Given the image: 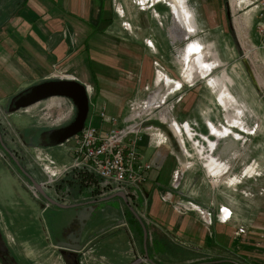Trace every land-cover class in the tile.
<instances>
[{
	"label": "crops",
	"instance_id": "1",
	"mask_svg": "<svg viewBox=\"0 0 264 264\" xmlns=\"http://www.w3.org/2000/svg\"><path fill=\"white\" fill-rule=\"evenodd\" d=\"M255 21L253 8L232 0H157L147 8H142L137 0H2L0 99L22 77L17 64L42 73L61 68L69 71L67 77L87 85L89 116L95 126L104 131L113 126L101 118L103 111L108 118H118V127L146 119L138 143L142 161L149 165L142 195L134 208L126 205L120 193L87 203L97 207V214L88 222L89 238L80 251V264H167L173 254L158 255L154 250L156 240L150 234L151 226L154 236L168 246L172 242L168 237L180 238L174 249L185 255L183 260L180 258L184 264L188 258L191 262L202 261L206 253L217 254L220 250L226 251L231 260L196 264H264V125L258 112V101L264 105V47ZM196 38L188 44L187 51L202 48L199 41L209 44L223 65L237 62L241 54L252 55L255 69L249 66L248 70L257 83L255 95L245 97L239 92L242 85L238 75L229 76L231 82L227 84L238 102L235 106H243L241 113L233 107L225 108L217 98L215 102L217 91L203 82L205 76L182 79L183 63L175 52L187 40ZM239 46H244L240 55ZM226 95L229 96L228 91ZM233 97L230 98L235 101ZM144 101L142 110L139 106ZM161 103L165 106L156 114L160 118L152 116L154 110L148 109ZM244 110L249 111L248 115ZM228 111L249 127L258 124L256 133L229 125ZM184 124L193 132L191 137L181 127ZM210 124L228 126L241 138H234L232 133L216 136L211 133ZM208 140L214 142L213 148ZM200 146L203 150L198 154L196 148ZM72 155L68 146L60 154L41 160L50 158L56 164L68 165ZM206 155L227 164L228 175L239 180L231 184L219 180L213 175L215 171L209 173ZM248 164H253L246 169L252 174L243 173ZM175 168L182 170V178L174 189L171 173ZM144 198L148 205L146 216L153 225L139 216L145 210ZM180 199L210 210L211 236L206 234L195 210L179 213L174 209L173 202ZM113 200L120 209L109 204ZM103 202L104 213L99 207ZM54 206L43 210V214ZM222 207L226 209L223 213L229 211L225 223L218 219ZM65 210L73 212L71 208ZM29 217L25 214L18 221L22 254L29 257L31 264H68L53 244L67 241L76 232L77 223L72 217H59L54 230L51 225L45 227L49 241H44L41 229L38 231ZM238 229L244 234L237 235ZM51 235L59 240L53 242ZM210 240L215 243L204 246Z\"/></svg>",
	"mask_w": 264,
	"mask_h": 264
},
{
	"label": "rangeland",
	"instance_id": "2",
	"mask_svg": "<svg viewBox=\"0 0 264 264\" xmlns=\"http://www.w3.org/2000/svg\"><path fill=\"white\" fill-rule=\"evenodd\" d=\"M1 4H2V0H0V5ZM196 40L197 38L187 40L186 45L182 47L181 50L178 49L175 52V54L177 53L176 57L178 58V60L180 59V61L183 63L182 79L191 80L197 75L205 76L202 79L203 82H205L210 86H213L217 91V95H214L213 97L215 102L219 100L224 105L225 108L233 107L235 108L236 113H241L243 106L236 107L238 106V102L232 96V93L229 91L227 84L231 82V78L229 76L238 75L239 81L242 85V88L240 89L239 92L242 93V95L245 97H250L255 95L254 94L256 90L255 86L257 83L254 81L253 77H250L249 75L250 70H248L250 68L249 66L255 69V64L253 62L252 55L245 53V55L243 56L241 54V57L237 59V62L223 65L220 63L219 59L215 55L216 52L214 48L213 47L211 48L209 44H204L201 41H199L202 48L196 51H187L188 44ZM243 47L239 46V51H238L239 55L242 49L244 51ZM216 61L219 62V65L215 63ZM17 72L22 74L21 79L18 78L15 86H12V91L8 93L6 96H3L4 98L0 99V137L3 142L2 143L0 140V221H1L0 231L6 234V236H8L7 240L13 242V237H14V239L18 244L19 243L18 233H22L21 224L18 221L19 220L21 221V217L24 216L25 214L28 215V217L29 215H31V219L29 217V220L33 221L34 226L37 225L38 231L41 229L40 232L42 234L41 236L42 239H44V241L48 236L47 234L48 232H46L47 230L45 227L50 225V223L52 225L55 224L58 221L59 217L62 216L65 217V214L64 215L60 214L62 210L58 206H54V208L50 209L48 212H45L43 214V208L41 206L43 201L36 198L31 193L26 183V182H31V180L27 177L26 172L23 171V168L37 182L41 180L42 181L46 180L43 167L47 162L48 158L44 161L41 160V158L53 157L54 153L60 154L62 148H66L68 146L70 147L74 145V139L73 138L69 139L64 144L55 145L52 146V148H43L40 145L34 148L35 147L33 146L34 144H31L32 146L29 144L31 143L30 136H32V134L37 133L38 131L42 130L45 127H52L60 124H66V122L73 120L76 109L70 98L62 97V96H51V98L38 101L36 102V104L30 107L24 108L17 112L9 113L7 103L10 100V98L13 95H15V93L17 94L23 88L36 84V82L42 80H46L50 78H65L68 76L67 74L69 73V71L67 70L64 71L61 68H57V69L54 68L50 72L42 73L34 70L33 68L30 69L28 68V66L23 64L20 65L17 64ZM187 76H190V79L187 78ZM177 84H179L178 81ZM245 84H246V89L244 88ZM257 88H259L258 85ZM226 90L228 91L229 96L226 95L227 92ZM230 97H233L235 101H233ZM196 99L194 103L196 102ZM206 99L209 101L211 100L210 96H206ZM200 100L203 103H205L204 98ZM258 102L260 104V109L258 112H260L259 114H261V117L259 116V118L260 121L262 120V123L264 125V105L260 103V101ZM164 106L165 104L163 103L155 106L153 109L154 111L152 113V116L156 115L159 112V110L163 109ZM248 112L249 111L244 110L245 115H248ZM228 114L232 115L233 117V118L232 117L229 118L228 117L229 115L227 116V122L229 125L236 126L240 130H242V132L244 131L250 134L256 133L258 129L257 128L258 124L255 127L254 126L249 127L243 122H241L238 118H235L233 116L232 111H228ZM156 116L160 118L159 115ZM161 116L163 119V114H161ZM89 120H90V116L88 115L87 121ZM163 128L167 129L168 125L167 126L163 125ZM171 129L176 134L175 130L173 128ZM184 130H186L188 136L190 137L192 136L193 132L189 130L187 124H184ZM210 130L211 133L216 136H225L228 135V133H232L234 138H241V135L239 133L234 132L228 126L225 125L219 128L216 127L214 124L213 125L210 124ZM185 137L186 136L184 134V138ZM179 141L181 143L180 131H179ZM208 142L209 144H211L210 147L213 148L214 142L210 140H208ZM202 150L203 148L201 146L199 148H196L198 154L201 153ZM12 156H14L17 161L14 160ZM206 159L207 162L205 163V165L207 166L209 173L215 171V174L213 173L212 174L217 176L219 180L221 181L225 180V182L231 184L239 180L237 176L228 175L229 174L228 166L220 159H216L215 156L213 157L211 155H206ZM252 167L253 164H248L244 166L243 173L252 174L250 173L251 171L247 172L246 170L247 168H252ZM83 192L84 195L88 194L87 190H84ZM109 204L119 209L121 207L116 200L109 201ZM99 207H102L103 209V207L106 206L103 202L100 204ZM104 211L105 210L103 209L102 213H104ZM129 215H130V210L128 209V216ZM6 221L7 222L9 221L10 223L7 225ZM212 227L213 225H211L208 228V230L204 228L206 234L209 236H211ZM154 231L155 229L152 228L151 226L150 234L152 236V239H154L155 237L156 242H155L154 250H156L158 255L159 252L171 253L173 254V256L170 260H166L167 264H184L182 260L184 258L183 256L185 255L183 254L180 255V253L174 249L175 247L174 244H178L180 238H176L175 240L177 241H175L173 237L172 238L168 237L169 239H172L171 245L168 246L166 241H162L159 238H156L158 236H154L153 234ZM46 241H49V239H47ZM213 243L215 242L213 241L211 242L210 240V243L205 242L204 246L209 247ZM56 244L57 243L55 241L53 244L54 245L53 248L55 247L54 250L57 248ZM49 245L51 246V243ZM22 248L23 247H20L19 250L20 252L19 257L21 258L20 264L33 263L31 262L29 257L22 254L21 251ZM187 256L190 257L192 255L189 254ZM180 258L182 260H180ZM203 258L204 259L202 261L205 263L217 261L220 259L231 260L229 254L223 250H220V252H218L217 254L210 252L206 253ZM160 261L164 262L162 258ZM187 261H188L187 264H196L202 262L201 260L199 261L193 260L191 262V258H188Z\"/></svg>",
	"mask_w": 264,
	"mask_h": 264
},
{
	"label": "built area",
	"instance_id": "3",
	"mask_svg": "<svg viewBox=\"0 0 264 264\" xmlns=\"http://www.w3.org/2000/svg\"><path fill=\"white\" fill-rule=\"evenodd\" d=\"M155 1L157 0H137L142 8L151 7ZM232 1L255 10L256 21L254 25L261 40V47H264V0ZM157 63L159 64V62ZM145 104L144 101L139 107L145 110L143 109ZM154 107L149 108L148 111L153 110ZM100 116L113 123L109 130L104 131L95 126L90 119L81 132L72 137L74 145L70 148L73 155L72 161L68 165L56 164L54 159L49 158L43 167L46 180H41L37 184L32 181L26 182L31 193L43 201L42 208L44 211L58 204L84 206L113 193L122 194L126 205L135 207L143 192V182L147 178L145 171L149 168V165L142 161V154L138 146L142 139L141 130L146 119L140 118L138 121L118 127L116 126L118 118H108L104 111L100 112ZM181 127L184 128L183 125ZM198 136L202 135L199 133ZM79 174L87 175L84 184L88 186L83 190L78 187L74 188L69 181H66L68 176L77 179ZM171 175V187L175 189L179 186L182 178V170L175 168ZM84 190H87V195H84ZM173 204L174 209L179 213L195 210L205 229L208 230L212 225L209 209L200 207L189 200L182 201L180 199L174 201ZM144 205L145 210L141 211L139 216L149 225H153V221H150L146 216V207L148 206L146 198H144ZM224 210L226 209L222 207L218 213V219L223 223L229 217V211L225 214V212L223 213ZM236 234H244V231L238 229Z\"/></svg>",
	"mask_w": 264,
	"mask_h": 264
},
{
	"label": "water",
	"instance_id": "4",
	"mask_svg": "<svg viewBox=\"0 0 264 264\" xmlns=\"http://www.w3.org/2000/svg\"><path fill=\"white\" fill-rule=\"evenodd\" d=\"M51 96L70 98L76 112L73 120L67 122L65 125L52 127V129L45 132L47 142L43 144L44 147L64 144L67 140L79 134L84 128L90 111V94L87 85L72 77L50 78L23 88L19 93L13 95L7 103L8 112L12 113L30 107L38 101L51 98ZM23 171L26 172L27 177L32 182L38 183L24 168ZM57 206L65 209L71 208L73 210L71 214L72 220L78 225L76 232L71 233L67 241L56 242L57 249L62 255L68 254L69 256H73L74 264H80V251L83 249L85 240L89 238L86 235V231L89 228L87 225L91 221V217L97 214V207L91 204L81 207L60 204Z\"/></svg>",
	"mask_w": 264,
	"mask_h": 264
},
{
	"label": "flooded vegetation",
	"instance_id": "5",
	"mask_svg": "<svg viewBox=\"0 0 264 264\" xmlns=\"http://www.w3.org/2000/svg\"><path fill=\"white\" fill-rule=\"evenodd\" d=\"M62 125H65V124H60V125L52 126V127H58V126H62ZM52 127H45L42 130L38 131L37 133L32 134V136H30L31 143H29V144L30 145L34 144L33 145V146H35L34 148H36V146H38V145H40L43 148H52V147H44L43 146V144L45 142H47V135L45 134V132L47 130L52 129ZM0 140H1V137H0ZM1 142H2V140H1ZM10 154H11V152H10ZM12 157L14 158V160H16L14 156H12ZM71 213H72L71 210L67 211L65 209L64 210L62 209L60 214L61 215L65 214V217H69V219H67V220H70L71 219ZM69 222L71 223V221H69ZM50 225H51L52 229L54 230L55 224L52 225L50 223ZM67 225H69V223ZM51 237L54 238L53 242L55 240H59L58 238H55L52 235H51ZM7 239H8V236H6V234H4L3 232L0 231V264H20V262H21V258L19 257L20 244L19 243L17 244L14 237H13V242L10 240H7ZM63 257L68 261V264H74L73 259H72L73 256H71V255L69 256L68 254H66V255H63ZM22 261H23V259H22Z\"/></svg>",
	"mask_w": 264,
	"mask_h": 264
},
{
	"label": "trees",
	"instance_id": "6",
	"mask_svg": "<svg viewBox=\"0 0 264 264\" xmlns=\"http://www.w3.org/2000/svg\"><path fill=\"white\" fill-rule=\"evenodd\" d=\"M87 179V175L83 174H79L78 178L77 179H74L72 177H69L66 179V181L69 183L75 188V187H78L80 190H83V188L87 187L88 185L87 184H84V180Z\"/></svg>",
	"mask_w": 264,
	"mask_h": 264
},
{
	"label": "bare ground",
	"instance_id": "7",
	"mask_svg": "<svg viewBox=\"0 0 264 264\" xmlns=\"http://www.w3.org/2000/svg\"><path fill=\"white\" fill-rule=\"evenodd\" d=\"M152 107V106H151Z\"/></svg>",
	"mask_w": 264,
	"mask_h": 264
}]
</instances>
